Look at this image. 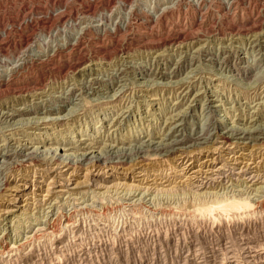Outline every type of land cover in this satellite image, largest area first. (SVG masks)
<instances>
[{
	"label": "rangeland",
	"instance_id": "374dc122",
	"mask_svg": "<svg viewBox=\"0 0 264 264\" xmlns=\"http://www.w3.org/2000/svg\"><path fill=\"white\" fill-rule=\"evenodd\" d=\"M43 90L62 122L0 121V264H264V0H0V108ZM183 135L123 164L15 152Z\"/></svg>",
	"mask_w": 264,
	"mask_h": 264
},
{
	"label": "bare ground",
	"instance_id": "6f19581e",
	"mask_svg": "<svg viewBox=\"0 0 264 264\" xmlns=\"http://www.w3.org/2000/svg\"><path fill=\"white\" fill-rule=\"evenodd\" d=\"M165 6V5H164ZM165 8V7H163ZM165 10V9H164ZM163 11V10H162ZM99 21V20H98ZM259 34V33H258ZM30 38V37H29ZM29 38H27L29 40ZM257 38V37H256ZM257 40V39H256ZM255 40V41H256ZM261 41V40H260ZM258 41L256 43V46L252 47L253 49L256 48L257 46L262 45V43ZM56 42V41H55ZM58 43V42H57ZM254 44V43H253ZM55 45V44H54ZM59 46V45H58ZM261 47V46H260ZM259 48V47H258ZM257 48V49H258ZM36 50V49H35ZM36 52V51H35ZM38 53V51H37ZM45 53V52H44ZM43 53V54H44ZM32 54V53H30ZM55 54V53H54ZM52 55V54H51ZM47 57V56H46ZM4 61V60H3ZM17 61V60H16ZM27 61V60H26ZM43 61V60H41ZM2 63V61H1ZM22 63V62H21ZM10 64V63H8ZM226 64V63H225ZM17 65V64H16ZM8 66V65H7ZM14 66V65H13ZM20 66V65H19ZM3 67V66H2ZM10 67V66H9ZM249 66L246 65V69H241L242 72H247ZM252 67V66H251ZM4 68V67H3ZM12 68V67H11ZM23 68V67H22ZM250 68V67H249ZM6 69V68H5ZM8 70V69H7ZM10 70V68H9ZM145 70V69H144ZM150 70V69H149ZM16 71V70H13ZM249 71V70H248ZM11 73V71H10ZM12 74V73H11ZM162 74V73H161ZM4 75V74H3ZM10 75V74H9ZM8 75V76H9ZM121 75V73H119V76ZM118 76V75H117ZM3 77V76H2ZM9 80V79H8ZM7 81V80H5ZM102 81L99 78H96V84L101 85ZM93 85L92 83H90L88 86ZM97 85V86H98ZM16 86V85H15ZM86 87V85H85ZM27 88V87H26ZM39 88V87H38ZM98 88V87H97ZM20 89V88H19ZM22 89V88H21ZM205 90V89H204ZM207 91V90H206ZM23 93V92H22ZM25 93V92H24ZM66 93V92H65ZM21 94V93H20ZM69 92H67L66 94H63L59 99L58 103L52 100H48L45 99V97H43L44 95V90L43 93H38L36 95H40L42 96L41 100H38L39 102H37L36 104L34 103L33 105L29 106V108H22V109H13V110H8V109H4L3 106L2 108H0V121H5V122H14L13 120H15L16 118H18L21 115H27L30 116L28 118L29 124H36L34 127H38L37 129H41L42 124H45L48 121H53V123H60L62 122V119H65V117L67 115H62V112H54V111H59V110H63V106H56V104L58 105L59 103H66L68 100L70 101L71 96H69ZM208 96V95H207ZM182 97V95H181ZM207 98V97H206ZM57 99V100H58ZM196 100V99H195ZM49 101V102H48ZM56 107H54V106ZM210 107V106H209ZM190 108V107H189ZM206 112V111H205ZM40 114H42L40 116ZM176 115V114H174ZM178 115V114H177ZM181 115V114H180ZM36 116V117H35ZM22 117V116H21ZM118 117H122V115L118 116ZM185 117V116H184ZM174 118V117H173ZM120 118H118V120L115 122L114 126H116V128L114 129L115 131L118 130V128L121 126V122L119 121ZM170 119V118H169ZM179 118H176V120H178ZM184 119V118H183ZM171 120V119H170ZM173 120V119H172ZM171 120V121H172ZM175 120V119H174ZM176 120L174 122H176ZM185 120V119H184ZM169 121V120H168ZM181 121V120H180ZM211 121V120H210ZM209 121V122H210ZM216 121V120H215ZM249 121V120H248ZM182 122V121H181ZM180 122V123H181ZM213 122V121H211ZM210 122V123H211ZM220 123V122H219ZM250 123V122H249ZM253 123V122H251ZM255 123V121H254ZM28 124V123H27ZM120 124V126L118 125ZM222 124V123H221ZM246 124V123H245ZM174 125L177 126H181L180 124L178 125L174 123ZM213 125V124H212ZM217 125V124H216ZM225 125V124H224ZM223 125V126H224ZM250 125V124H249ZM248 125V126H249ZM254 125V124H253ZM113 126V127H114ZM118 126V127H117ZM174 126V127H175ZM210 126V125H209ZM232 126V125H231ZM252 126V125H251ZM182 127V126H181ZM204 128V127H203ZM215 128V126H214ZM228 128V127H227ZM171 129V128H170ZM202 129V128H201ZM223 129V128H222ZM204 130V129H203ZM221 130V129H220ZM248 130V129H247ZM239 131L238 129H229V131H226L225 133H222L220 136L221 138H224L225 140H235L237 142H241L243 141V143H245L246 141H252L253 139L256 140L258 138V134H257V130L256 129H250L248 131ZM200 131V130H199ZM169 132V131H168ZM215 132V131H214ZM224 132V131H223ZM202 133V132H201ZM206 134V132H204ZM203 133V134H204ZM220 133V132H219ZM169 134V133H168ZM200 134V132H199ZM202 134V135H203ZM212 134V133H211ZM218 134V133H217ZM193 136V134H191ZM218 135V136H219ZM195 136V135H194ZM201 135H198V138L194 139L195 141L191 142L192 144H189L187 146H192V148H203L202 145L206 144V138L204 137H199ZM207 136V135H206ZM154 137V136H153ZM152 137V138H153ZM168 137V136H167ZM191 137V136H190ZM197 137V136H196ZM211 137V135H210ZM165 138V135H164ZM164 138H155L154 142H143V146L142 147H136L134 150H132V152H122L121 154H118L117 150L115 148V145H107L105 148V154H102L100 151H94V143H86L85 140L81 139L77 142H71V143H67V144H63V147H57V148H50V149H43L39 146H35L32 145L33 149L32 151H28L29 146L31 143H29V145L27 144H21L20 147H16V154H18L17 156L20 157H24L26 158L25 160H32V158L37 157V156H41L47 152H49V159L50 160H54V161H60L59 165H63L65 167H68V169L73 168L74 165H79L81 166V164L86 163H91V162H103L106 159H109L110 162H116L118 164H123L125 162H127L128 160H130L132 158V155H134V157H145V154L148 150H159V152L161 151V153L167 154V153H171L173 152V150L175 149H185L182 148V146H184V144L186 145V142L188 143L187 139L190 140V138H186L185 135H183V137L180 136V138L175 137L171 138V139H164ZM192 138V137H191ZM193 139V138H192ZM169 140V141H168ZM209 140V139H208ZM236 142V143H237ZM254 142V141H253ZM232 143V142H230ZM186 146V147H187ZM202 146V147H200ZM205 146V145H204ZM208 147V146H207ZM202 150V149H201ZM185 151V150H184ZM144 154V155H143ZM148 154V153H147ZM158 154V153H157ZM160 154V153H159ZM47 155V154H46ZM116 156V158H114ZM46 158V157H44ZM43 158V159H44ZM3 162V161H2ZM49 162V161H48ZM51 162V161H50ZM53 162V161H52ZM51 162V163H52ZM0 163H1V159H0ZM54 163V162H53ZM107 166V165H106ZM1 168V167H0ZM205 171V170H204ZM199 172V171H197ZM202 172V171H200ZM203 173V172H202ZM195 175V174H194ZM70 180V179H69ZM1 185L4 186L3 181H0V190ZM51 189V188H50ZM62 190V189H61ZM17 193V190H14ZM19 192V191H18ZM11 211V210H10ZM12 212V211H11ZM7 214V213H6ZM5 217V216H4ZM18 218V217H17ZM1 219V218H0ZM6 228V227H5ZM5 231V229H4ZM24 244V243H23Z\"/></svg>",
	"mask_w": 264,
	"mask_h": 264
}]
</instances>
